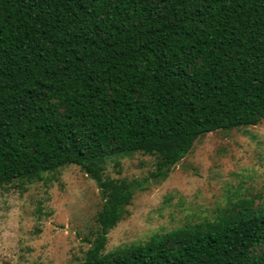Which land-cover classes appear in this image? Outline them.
I'll use <instances>...</instances> for the list:
<instances>
[{"label":"trees","instance_id":"16d2710c","mask_svg":"<svg viewBox=\"0 0 264 264\" xmlns=\"http://www.w3.org/2000/svg\"><path fill=\"white\" fill-rule=\"evenodd\" d=\"M260 122L264 0H0V191L65 165L97 181L99 228L72 264H264L247 198L104 253L143 186L107 159L154 155L161 180L203 135Z\"/></svg>","mask_w":264,"mask_h":264},{"label":"rangeland","instance_id":"374dc122","mask_svg":"<svg viewBox=\"0 0 264 264\" xmlns=\"http://www.w3.org/2000/svg\"><path fill=\"white\" fill-rule=\"evenodd\" d=\"M156 163L142 152L107 159L106 176L143 186L110 230L104 253L213 220L240 199L264 205V122L203 135L165 179L152 177ZM103 202L97 181L77 165L45 173L43 180H15L0 191V264L84 260Z\"/></svg>","mask_w":264,"mask_h":264}]
</instances>
